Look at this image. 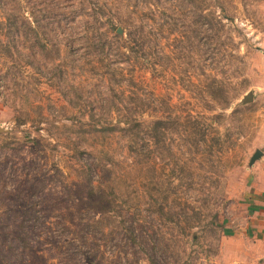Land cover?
<instances>
[{
    "label": "rangeland",
    "instance_id": "obj_1",
    "mask_svg": "<svg viewBox=\"0 0 264 264\" xmlns=\"http://www.w3.org/2000/svg\"><path fill=\"white\" fill-rule=\"evenodd\" d=\"M258 149L264 0H0V264L259 258Z\"/></svg>",
    "mask_w": 264,
    "mask_h": 264
},
{
    "label": "crops",
    "instance_id": "obj_2",
    "mask_svg": "<svg viewBox=\"0 0 264 264\" xmlns=\"http://www.w3.org/2000/svg\"><path fill=\"white\" fill-rule=\"evenodd\" d=\"M263 156L264 151L262 157ZM245 205L248 208L245 215H247L248 219H250L249 222L251 223L250 226H247V230L249 231L250 227L251 229L253 228V235L256 238L255 241L263 251L259 253V258L256 257V254L253 257L247 256L242 259L244 261V264H264V259L260 258L262 257V255H264V182H262L261 184L259 183L258 189L254 191V195H251L248 198V201ZM249 207H251L250 210ZM255 257L258 260L254 261Z\"/></svg>",
    "mask_w": 264,
    "mask_h": 264
},
{
    "label": "trees",
    "instance_id": "obj_3",
    "mask_svg": "<svg viewBox=\"0 0 264 264\" xmlns=\"http://www.w3.org/2000/svg\"><path fill=\"white\" fill-rule=\"evenodd\" d=\"M2 2H4V0H2ZM8 15L10 18L9 21L7 22L8 33L12 35L11 39H13V41L16 39V37H18L17 34L22 32V29L24 30L26 38L28 39L31 37L30 34L32 35L35 34L36 36H38L37 31L32 28V24L28 20L21 21V19H17V15L12 12L8 13ZM17 48L18 47L15 46V44L13 43L12 45H6L5 50L8 53V55H11V57H13L14 51H18L19 54H21Z\"/></svg>",
    "mask_w": 264,
    "mask_h": 264
},
{
    "label": "water",
    "instance_id": "obj_4",
    "mask_svg": "<svg viewBox=\"0 0 264 264\" xmlns=\"http://www.w3.org/2000/svg\"><path fill=\"white\" fill-rule=\"evenodd\" d=\"M253 97H254V93L253 92H250L249 94H247L245 96V100H244V103L245 102H250L251 100H253ZM263 155V151L261 149H258L255 154L251 157V160H250V165H253L256 160L260 159Z\"/></svg>",
    "mask_w": 264,
    "mask_h": 264
}]
</instances>
